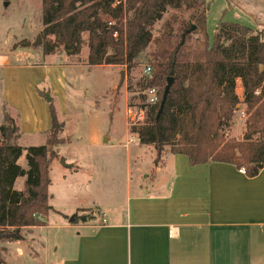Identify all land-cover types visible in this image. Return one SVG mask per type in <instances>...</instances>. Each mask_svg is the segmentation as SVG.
<instances>
[{"label": "trees", "instance_id": "16d2710c", "mask_svg": "<svg viewBox=\"0 0 264 264\" xmlns=\"http://www.w3.org/2000/svg\"><path fill=\"white\" fill-rule=\"evenodd\" d=\"M183 7L198 11L189 22L182 21L175 34H165L150 53L146 67L150 73L139 83L144 119L130 132L141 146L153 148L155 165L165 155H183L190 166L229 164L255 177L264 167V40L261 32L220 23L209 41L205 0H41L42 56H54L60 50L78 56L86 44L88 67L130 70L151 44L153 26L169 10ZM192 26L196 31L182 42V35ZM197 33L201 38L190 46L191 36ZM168 78L173 81L158 114ZM237 81L242 100L236 94ZM151 89L156 91L154 104L145 95ZM241 105L246 132L242 140L229 139L227 131ZM49 115L45 144L22 148L17 143L21 137L18 117L3 110L0 244L24 241L28 229L45 226L51 210L49 165L54 153L50 148L65 144L58 137L63 125L52 100ZM23 151L27 170L17 164ZM18 178H24L20 191L14 189ZM0 264H4L1 253Z\"/></svg>", "mask_w": 264, "mask_h": 264}, {"label": "rangeland", "instance_id": "374dc122", "mask_svg": "<svg viewBox=\"0 0 264 264\" xmlns=\"http://www.w3.org/2000/svg\"><path fill=\"white\" fill-rule=\"evenodd\" d=\"M205 3L208 9L205 29L209 41L220 23H235L252 29L254 33L260 31L264 40V0H205ZM197 11L183 7L165 13L152 28L151 44L137 59L135 66L127 70L123 66H84L86 44L78 56H69L60 50L52 57H43L40 48L41 0H0V56H10L12 63L17 65H38L43 61L65 59L68 63L82 66L72 71L69 82L75 86L72 92L67 93L65 101L62 96L64 92L59 87L58 95H51L58 122L63 125L58 137L65 144L50 148L54 153L49 165L51 210L44 219L45 226L24 232V241L0 244L4 264H61L64 257L72 255L76 235L80 231L78 227L84 219L92 214L99 219L103 217L105 209L114 204L110 201L113 197L117 201L123 199L126 184L133 193L147 190L144 186L139 188V183L152 184L155 178L146 168L149 167L153 149L141 146L137 137L130 132L144 119L139 83L149 75L150 72H145L147 60L150 53L160 46L165 34H175L176 27L182 21L189 22ZM38 36L40 44L34 45ZM83 38L86 41V36ZM200 38V34H193L189 45H195V40ZM50 72H44L39 67H32L29 71L17 69L6 72L10 95L18 105L13 106L26 108L23 115L14 110L18 124L31 134L19 138L17 143L22 148L45 144L49 124L43 127L42 122L39 130H36L32 116L35 111L40 120L43 112L49 113L47 98L38 92L48 83L46 79L43 80L48 77L45 73L54 82L60 77L54 70ZM122 73L123 82L119 86ZM41 80L43 85L35 87L34 83ZM20 83L34 88L28 91L29 97L26 99L19 94ZM1 90L0 85V128L4 125L3 110L12 117L15 115L3 104ZM36 93L38 98H32ZM146 97L149 99L148 95ZM245 120L244 106L241 105L234 113L233 125L227 131L229 139H243ZM25 154L23 151L17 164L27 170ZM61 159L71 168L63 167ZM144 170L150 175L149 179H141ZM23 182L24 178H18L14 189L22 190Z\"/></svg>", "mask_w": 264, "mask_h": 264}, {"label": "crops", "instance_id": "0c3cea01", "mask_svg": "<svg viewBox=\"0 0 264 264\" xmlns=\"http://www.w3.org/2000/svg\"><path fill=\"white\" fill-rule=\"evenodd\" d=\"M32 67L60 75L54 82L45 73L48 77L43 80L48 83H34L35 87L43 85L39 92L45 98L48 95L49 102L52 94L58 95V87L64 92V101L68 98L75 86L69 82L72 71L82 66L65 59L17 65L10 56H0L2 102L21 115L26 108L13 106L18 105L10 95L6 72ZM24 85L20 83L19 94L26 99L34 88ZM236 94L242 100L240 81ZM33 97L38 98L37 93ZM46 112L40 109L39 120L33 111L36 130L42 122L50 128ZM19 127L21 137L31 135ZM126 154L128 159V151ZM150 158L146 169L155 179L149 185L139 183V188L147 190L133 193L126 184L123 199L113 197L110 201L114 204L105 209L103 217L92 214L84 219L72 255L64 257L61 264H264V167L251 178L229 164L190 166L185 156L168 154L155 165L154 150ZM142 173V180L149 179L145 170Z\"/></svg>", "mask_w": 264, "mask_h": 264}, {"label": "water", "instance_id": "95a60500", "mask_svg": "<svg viewBox=\"0 0 264 264\" xmlns=\"http://www.w3.org/2000/svg\"><path fill=\"white\" fill-rule=\"evenodd\" d=\"M195 29H196V27H195V26H192L189 30H187V31L182 35V42H183L184 39H185V35L190 34V33L193 32ZM39 44H40V37L38 36L37 41L34 43V45H39ZM27 45H29V44H27ZM172 81H173L172 78H168V79H167V84H166V87H165V90H164V93H163V96H162V100H161V103H160V107H159L158 114H160L161 111H162V109H163V106H164V103H165L166 97H167V95H168V93H169V89H170V85H171ZM122 82H123V73L121 74V79H120L119 86L122 84ZM46 98L48 99V95H46ZM60 164H61L63 167L71 168V166L65 164L64 159H61V160H60Z\"/></svg>", "mask_w": 264, "mask_h": 264}, {"label": "built area", "instance_id": "2783aa9c", "mask_svg": "<svg viewBox=\"0 0 264 264\" xmlns=\"http://www.w3.org/2000/svg\"><path fill=\"white\" fill-rule=\"evenodd\" d=\"M149 71H150V70H149L148 68L145 70L146 73H148ZM146 94H147L148 97H149V99H147L149 103L154 104V103L157 101V97H156V91H155V89H151V90L147 91ZM147 95H146V96H147ZM131 141H132V140H130V142H131ZM239 172H240L241 174L246 175V174H245V171H244L243 169H240ZM102 223H105V220H102ZM170 235L173 236V231H172V230L170 231Z\"/></svg>", "mask_w": 264, "mask_h": 264}]
</instances>
